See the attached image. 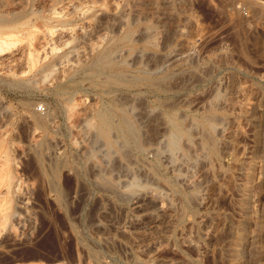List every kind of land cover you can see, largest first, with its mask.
<instances>
[{
	"label": "rangeland",
	"instance_id": "rangeland-1",
	"mask_svg": "<svg viewBox=\"0 0 264 264\" xmlns=\"http://www.w3.org/2000/svg\"><path fill=\"white\" fill-rule=\"evenodd\" d=\"M246 1L0 0V264H264Z\"/></svg>",
	"mask_w": 264,
	"mask_h": 264
},
{
	"label": "bare ground",
	"instance_id": "bare-ground-1",
	"mask_svg": "<svg viewBox=\"0 0 264 264\" xmlns=\"http://www.w3.org/2000/svg\"><path fill=\"white\" fill-rule=\"evenodd\" d=\"M74 0H72V2H73ZM71 2V1H70ZM75 2H76V0H75ZM247 3L249 2V0H247L246 1ZM66 3V2H65ZM249 4V3H248ZM68 5H69V3H68ZM74 6V5H73ZM56 15V14H55ZM45 34H46V32H44ZM43 33V34H44ZM11 34L12 33H5L3 36H0V51L4 48L5 49V47L7 46L8 47V44L10 43V42H13L12 40L11 41H8V39L10 38V36H11ZM39 34V33H38ZM42 35V34H41ZM41 35H38L37 36V38L39 39H37L38 41H40V39L42 38V36ZM46 35H50V34H48V32H47V34ZM45 35V36H46ZM50 39V38H49ZM42 40V39H41ZM4 46V47H3ZM6 50V49H5ZM26 50V49H25ZM32 50H34V49H32ZM32 50L30 49V47L28 48V50L26 51L27 52V57H28V59H31V61H30V63H32L33 61H32V57H36V55H33V54H35L34 52H32ZM2 52V51H1ZM2 54V53H1ZM5 54V53H4ZM8 56V55H7ZM23 56V55H22ZM0 57H1V55H0ZM6 57V56H5ZM5 57L3 58V56L1 57V58H3V59H5ZM33 59H35V58H33ZM36 60V59H35ZM4 61V60H3ZM10 61V60H9ZM18 62H20V61H18ZM4 63V62H3ZM2 64V63H1ZM4 64H6V63H4ZM20 64V63H19ZM25 64V63H24ZM3 65V64H2ZM21 65V64H20ZM3 67H5V66H3ZM134 78V77H133ZM159 85V84H158ZM209 117V116H208ZM103 119V118H102ZM100 120H101V118H100ZM106 121V120H105ZM85 122L86 123H88L86 120H85ZM91 122H94V121H91ZM100 122V121H99ZM101 123H102V121H101ZM92 124V123H91ZM87 125V124H86ZM92 125H94V124H92ZM126 125V124H125ZM91 126V125H90ZM94 127V126H93ZM88 128V127H87ZM101 128H102V126H101ZM224 131V130H223ZM223 133V132H222ZM210 141H211V139H210ZM212 144V143H211ZM219 145V144H218ZM38 155V154H37ZM36 155V156H37ZM40 159V158H39ZM37 160V159H36ZM40 161V160H39ZM54 161V160H53ZM64 161V160H63ZM58 162V163H57ZM54 163V164H53ZM53 163H51V165H53V166H51V169H50V172H51V174H52V176L54 177L55 175H58L57 173H58V167H60L61 165H62V163H61V159H57V158H55V162H53ZM65 164V163H64ZM60 165V166H59ZM181 165H183V164H181ZM178 168V167H177ZM51 176V177H52ZM52 177V178H53ZM53 181V180H52ZM54 183H55V181H54ZM197 195V194H196ZM196 204L197 205H199V206H201V205H203L202 203H203V197H200V196H198V198L196 199ZM206 204H207V202H206ZM205 206V205H204ZM200 208V207H199ZM201 208H203V207H201ZM135 242V241H134ZM137 242V241H136ZM139 242V241H138ZM135 244V243H134Z\"/></svg>",
	"mask_w": 264,
	"mask_h": 264
},
{
	"label": "built area",
	"instance_id": "built-area-1",
	"mask_svg": "<svg viewBox=\"0 0 264 264\" xmlns=\"http://www.w3.org/2000/svg\"><path fill=\"white\" fill-rule=\"evenodd\" d=\"M36 109H42L41 105H37Z\"/></svg>",
	"mask_w": 264,
	"mask_h": 264
}]
</instances>
